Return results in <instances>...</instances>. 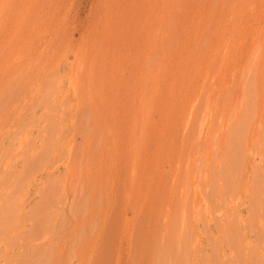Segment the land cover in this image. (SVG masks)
<instances>
[{
  "label": "rangeland",
  "instance_id": "rangeland-1",
  "mask_svg": "<svg viewBox=\"0 0 264 264\" xmlns=\"http://www.w3.org/2000/svg\"><path fill=\"white\" fill-rule=\"evenodd\" d=\"M0 264H264V0H0Z\"/></svg>",
  "mask_w": 264,
  "mask_h": 264
}]
</instances>
